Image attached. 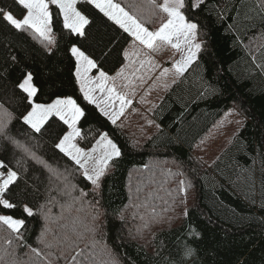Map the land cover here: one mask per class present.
Masks as SVG:
<instances>
[{"label": "trees", "instance_id": "trees-1", "mask_svg": "<svg viewBox=\"0 0 264 264\" xmlns=\"http://www.w3.org/2000/svg\"><path fill=\"white\" fill-rule=\"evenodd\" d=\"M117 2L133 14L157 20L147 24L150 30L164 22L162 14L150 9L148 0ZM261 3L264 0H207L197 16L203 44L197 63L171 84L152 110L146 130L142 129L144 123L137 133L133 131L140 140L135 143L79 93L72 75L74 61L66 52L75 37H69L67 31L62 38L57 35L59 48L51 56L30 30L25 33L0 27V101L12 114L11 134L53 168H69L74 183L82 188L87 185L76 166L66 157L61 159L62 154L52 147L54 137L47 133L39 137L23 125L21 116L28 110V101L13 85L24 71H30L38 88L36 103L72 96L84 108L86 116L78 125L85 137L78 139L81 147H91L99 134L106 132L122 152L118 164L111 167L110 162L101 179L103 207L95 231L78 240L76 233L83 231L81 221L92 223V210L52 191L58 201L53 217L61 215L60 204H71L62 219L49 221L47 239L57 246L46 249L37 243L44 223L39 215L26 218L25 236L32 246L60 256L58 261L52 257L53 264H171L186 246L198 253L197 264H264V72L257 67L264 64ZM129 5L142 11L137 13L136 7ZM130 46V41L123 44L125 51ZM12 56L17 57L16 62ZM121 59L122 54L113 56L103 67L112 75L122 66ZM233 107L246 118L234 139L211 166L196 162V144ZM0 158H5L4 149H0ZM6 158L14 167L20 162L16 170L22 177L27 175L39 183V176L42 190L44 184L51 183L53 188L59 184L55 177L51 182L46 179L45 170L11 145ZM181 180L185 181L186 196L180 191ZM90 188L88 185L85 190ZM44 201L45 197H39L38 203ZM153 201L164 210L162 214L178 215V223L155 229L144 241L136 237L134 228L139 225V215L147 210L143 204ZM65 237L75 243L63 242ZM9 239L12 244L7 243ZM5 251L13 255L7 256ZM76 252L81 255L74 262ZM0 256V264H13L16 258L19 264H45L41 257L20 247L2 223Z\"/></svg>", "mask_w": 264, "mask_h": 264}, {"label": "snow or ice", "instance_id": "snow-or-ice-1", "mask_svg": "<svg viewBox=\"0 0 264 264\" xmlns=\"http://www.w3.org/2000/svg\"><path fill=\"white\" fill-rule=\"evenodd\" d=\"M148 4L151 10L162 14L164 20L155 30H150L147 26L152 22L150 17L145 19L141 14H133L117 0H0V27L25 33L30 30L51 56H54L59 48L57 35L62 38L63 33L67 31L69 37H75L66 49L69 58L74 61V84L78 86V91L87 104L95 105L111 124L116 125L132 104L130 94L121 93L116 87L118 79H127V66L123 65V61L129 58V53L124 50L123 44L130 41L133 49L147 50L144 52L145 57H150L153 52L164 46L184 53L181 60L173 63L172 69L164 68L161 72V76H164L171 71L176 77L185 76L193 64L197 63L203 48L200 41L201 25L197 16L198 12H202L206 7L207 0H148ZM129 7H136L137 13L142 11L138 6ZM258 7L264 9V3ZM121 54L122 66L116 70L114 76L110 75L103 64L113 56L119 57ZM133 54L139 56L141 53L134 51ZM11 59L17 61L16 56ZM145 64L153 65V61L150 58L141 60L140 68H144ZM257 67L264 72V64H258ZM136 79L141 83L146 82L143 75L137 76ZM131 83L129 81L124 87H131ZM13 87L28 101V110L21 116L23 125L39 137H44L46 133L54 137L52 147L62 154L61 159L66 157L67 161H71L76 166V171H79L80 176L87 182L84 188L80 187L70 179L73 172L69 168L66 167L63 171L53 168L47 160L21 144L9 130L12 114L4 102L0 101V149L5 150V158H0V223L11 230L20 247L30 250L36 257H41L45 264H53L52 257L55 256L57 261L61 257L54 252H43L29 243L25 236L28 231L26 218L37 215L43 217L44 223L37 243L46 249H52L57 245L47 239L50 232L49 221L62 219L63 211L70 208L71 204H60L61 215L53 217V207L58 201L51 192L70 196L73 203H80L82 206L86 204L92 210L91 225L81 221L83 231L76 233L78 240L84 239L86 233L95 231L96 222L101 215V179L109 169L110 162L111 167L118 164L122 152L106 132L99 134L96 146L90 151L78 146L77 140L85 139L78 125L86 116V112L76 98L57 96L49 103H36L34 98L38 88L30 71H24ZM97 93L100 95L97 96ZM101 104L104 106L101 107ZM9 145L22 151L28 159L45 170L48 174L46 179L51 182L52 177H55L59 184L55 188L51 183L44 184L42 190L40 184L43 181L39 176L36 177L39 183L33 182L27 175L22 177L16 170L20 162L17 161L14 167L6 158ZM98 150H101V155L90 170L86 166L87 162L94 159L92 153ZM41 175H44V172ZM88 185H91L90 190H85ZM180 185V191L186 196L185 181L181 180ZM41 196L45 197V201L38 203ZM17 212L20 213L19 216L16 215ZM63 242L75 243L70 237H65ZM7 243L12 244V239ZM13 253L5 251L7 256H12ZM79 255L81 253L76 252L72 260L75 262ZM0 260H3L2 256ZM197 261L198 253L192 247L186 246V251L172 259L171 264H197ZM13 264H19L18 258L13 260Z\"/></svg>", "mask_w": 264, "mask_h": 264}, {"label": "rangeland", "instance_id": "rangeland-1", "mask_svg": "<svg viewBox=\"0 0 264 264\" xmlns=\"http://www.w3.org/2000/svg\"><path fill=\"white\" fill-rule=\"evenodd\" d=\"M162 2V1H161ZM149 24L157 22L154 19ZM140 52L139 56L134 55L133 52ZM140 48L133 49L131 46L127 49L129 58L125 64L126 71L125 77L116 81L117 90L121 93H129V98L132 99V104L125 110L124 115L117 121V127L123 131L134 143L139 142L138 135L134 132H138V128L145 123L142 129L146 130L145 126L150 124V115L156 104L160 101L162 96L168 90V88L179 77H176L173 72H169L167 75L161 76V72L164 68L172 69L173 63L182 59L184 53L177 51L170 46H164L158 51L153 52L150 57H145L144 52ZM150 58L153 61V65L145 64L144 68H140V62L143 59ZM116 73L112 74L113 76ZM143 75L145 77L144 83H141L136 79L137 76ZM151 79H148V77ZM131 81V87H124ZM132 88H134V94H132ZM100 94L97 93V96ZM104 105L101 104V107ZM118 106V102H117ZM142 119L138 121V118ZM134 121V125H131V121ZM246 118L242 116L241 112L233 107L229 110L212 128L209 134H206L195 146L194 157L196 162L198 161L203 166H211L216 160L218 154L234 139L238 129L245 122ZM129 121V124L127 123ZM134 126V127H131ZM134 129V130H133ZM148 129V128H147ZM134 131V132H133ZM146 134V133H145ZM98 139V138H97ZM96 139V140H97ZM138 139V140H137ZM77 144H79L77 140ZM96 146V141L89 148H83L86 151H90L92 147ZM101 150L92 153L94 159L88 160L87 167L91 170L94 167V162L99 159ZM154 189V187H152ZM152 190V189H151ZM155 192V191H150ZM140 207V206H139ZM147 210L142 211V215L136 211L138 217V224L134 228L136 237L142 238L147 241L149 236L159 227L173 226L178 223V215H172L169 212L162 214V208H159L157 201L146 202L143 204ZM164 211V210H163ZM167 216V219L164 218ZM144 217L146 219H144Z\"/></svg>", "mask_w": 264, "mask_h": 264}]
</instances>
